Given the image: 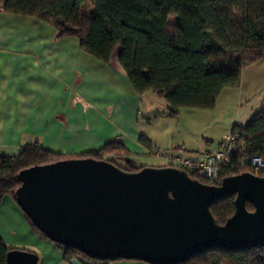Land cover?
I'll use <instances>...</instances> for the list:
<instances>
[{
	"label": "trees",
	"instance_id": "trees-1",
	"mask_svg": "<svg viewBox=\"0 0 264 264\" xmlns=\"http://www.w3.org/2000/svg\"><path fill=\"white\" fill-rule=\"evenodd\" d=\"M0 10L44 20L54 26L56 37L76 36L83 51L104 63L117 52L133 89L139 94L151 90L163 98L168 105L164 115L169 116H176L181 107L213 108L220 91L238 86L243 67L264 54V0H0ZM231 132H238L237 149L222 167L221 179L244 171L264 176V167L255 171L243 164L241 153L244 143L245 151L260 155L264 163V109L246 123L235 124ZM139 140L150 146L146 136L141 135ZM129 154L119 138H112L96 150L72 156L116 163L108 157L125 158ZM63 157L68 156L42 148L37 141L24 144L15 155L0 153V202L6 194L14 195L20 169ZM116 164L127 170L143 166L128 160L123 166ZM188 173L209 183L196 171ZM234 198L231 195L210 204L217 222L224 223L234 213ZM245 206L254 208L247 201ZM53 244L66 260L82 257L91 264L111 261ZM11 248L0 237V264H4ZM177 264H264V246L237 251L209 248Z\"/></svg>",
	"mask_w": 264,
	"mask_h": 264
},
{
	"label": "crops",
	"instance_id": "crops-1",
	"mask_svg": "<svg viewBox=\"0 0 264 264\" xmlns=\"http://www.w3.org/2000/svg\"><path fill=\"white\" fill-rule=\"evenodd\" d=\"M19 19L27 22L25 28L15 25ZM63 37H56L54 26L35 16L0 10L1 154L15 155L24 144L37 141L42 148L72 156L119 138L130 154L117 161L144 166L175 152L202 151L231 132L235 124L246 123L264 109L263 54L243 67L238 86H226L220 91L210 112H194L193 120L200 127L203 118L213 120V131L198 135L196 149L187 147L182 140L178 144L174 139L170 142V128L163 121L176 118L165 115L166 120H159L168 112V105L164 108L144 103L149 91L139 94L133 89L117 60V52L109 63H104L83 51L79 40ZM155 114L160 115L152 117ZM141 135L150 140V146L140 142ZM156 150L161 156L151 153ZM3 201L8 208L5 213ZM9 214L23 221L32 240L18 237L12 245L0 234L8 247L36 252L34 243L40 244L44 252L42 258L38 255L37 264H91L82 257L64 259L62 251L30 225L10 193L0 202V225L10 218ZM108 264L149 263L121 259Z\"/></svg>",
	"mask_w": 264,
	"mask_h": 264
},
{
	"label": "water",
	"instance_id": "water-1",
	"mask_svg": "<svg viewBox=\"0 0 264 264\" xmlns=\"http://www.w3.org/2000/svg\"><path fill=\"white\" fill-rule=\"evenodd\" d=\"M16 178V203L34 226L92 258L177 264L209 248L264 246V176L250 171L217 185L170 165L127 170L107 159L68 156L24 167ZM231 195L234 213L219 223L209 206ZM37 262L34 251L11 248L4 264Z\"/></svg>",
	"mask_w": 264,
	"mask_h": 264
},
{
	"label": "rangeland",
	"instance_id": "rangeland-1",
	"mask_svg": "<svg viewBox=\"0 0 264 264\" xmlns=\"http://www.w3.org/2000/svg\"><path fill=\"white\" fill-rule=\"evenodd\" d=\"M170 20H174V18L171 17ZM19 21L20 22H17L15 25H21L22 28H25L26 27L25 23H27V22L22 21V19H19ZM63 38H66V37H63ZM72 38L73 39L75 38L76 41L78 42V38L76 36H72ZM62 42H64V41H62ZM69 45H70V43H69ZM197 60H198L197 56H194L193 62L195 64H197V62H198ZM144 103L145 104L148 103V104L156 106V107H160L161 105H164V108L167 104L163 98L155 95V93L152 92L151 90H149L148 97L145 98ZM208 109H211V108L181 107L179 109L178 114H177L180 116V118H178L177 115L172 116L173 118H176V119L166 120L167 116H165V115L163 117L159 118V120H166L163 122H165V124L168 125L170 128V131L168 133V139L170 140V142L172 139H174L175 143L178 144V141L182 140V141H185V143H187L186 144V145H188L187 147H191L193 149H196L198 141H200L198 135L200 133H202L200 135H209L208 133H211L213 131V125H212L213 120L211 119V117L203 118L202 122H201V127H200L199 124L196 125L194 120H193L194 112H200L202 110L204 112H210ZM214 116L217 118L219 116V112L215 113ZM189 119H192V121L194 123L193 122L190 123L188 121ZM158 126H160V128L162 127L161 125H158ZM216 142L212 143L210 146L215 145ZM205 150L206 149H204L202 151H205ZM192 151H187V152H192ZM151 153L154 154L155 152H151ZM172 155L166 156L165 158L154 159L152 164H149V165H154V166L164 165L165 166L168 164L166 158H168ZM108 158L113 159L119 165H122V166L124 165V164H121L120 162H118L117 159L114 157H108ZM209 183H211V181H209ZM3 202L4 203L1 206H2L3 211L5 213L6 211H8V208L5 205L6 201H3ZM9 216H10V218H7V220H5V222L3 221L4 224L0 225V234L5 236L6 239L8 240V242L11 243L12 245H15L17 243L16 239L18 237H21V239H23V240H25V239L32 240V239L28 238L29 236L27 233H28L29 229H27V227H25V225L22 223L23 221H20V219L15 218L13 215L9 214ZM11 227H14L15 229H11ZM33 247H34L33 249H35V251H36L35 253L37 255H39V257L42 258L44 250H43V248H41L40 244L34 243ZM13 248H18V247L14 246Z\"/></svg>",
	"mask_w": 264,
	"mask_h": 264
},
{
	"label": "built area",
	"instance_id": "built-area-1",
	"mask_svg": "<svg viewBox=\"0 0 264 264\" xmlns=\"http://www.w3.org/2000/svg\"><path fill=\"white\" fill-rule=\"evenodd\" d=\"M238 132H229L224 134L215 145L206 148L205 151L187 152L180 151L166 158L170 166L183 168L187 171H196L200 176L211 181L212 184H220L221 169L230 161L231 155L236 151V137ZM243 143L242 162L248 164L255 171L264 167L263 160L260 155L246 152ZM160 156L158 150L154 153Z\"/></svg>",
	"mask_w": 264,
	"mask_h": 264
}]
</instances>
